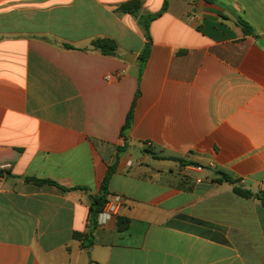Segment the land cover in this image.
I'll use <instances>...</instances> for the list:
<instances>
[{
	"label": "crops",
	"instance_id": "obj_1",
	"mask_svg": "<svg viewBox=\"0 0 264 264\" xmlns=\"http://www.w3.org/2000/svg\"><path fill=\"white\" fill-rule=\"evenodd\" d=\"M126 1L0 0V264H264V0Z\"/></svg>",
	"mask_w": 264,
	"mask_h": 264
},
{
	"label": "trees",
	"instance_id": "obj_2",
	"mask_svg": "<svg viewBox=\"0 0 264 264\" xmlns=\"http://www.w3.org/2000/svg\"><path fill=\"white\" fill-rule=\"evenodd\" d=\"M168 1L169 0H165L162 10L154 14H146V15L141 14L142 6H143L142 0H129L124 3H121L117 8V12L120 14H128V15H132L138 18V22L146 35L148 43L146 44L144 51L140 55V60L142 61V63L145 62L146 59L150 55V43L152 41L151 36H150V25L152 21L160 17L166 11L168 7ZM206 1H213V0H206ZM239 23L242 26L245 33L248 34L252 32V29L247 22L243 20H239ZM92 46L95 49L100 50L105 55H115L118 49L117 43L111 39L96 40L93 42ZM132 115H133V111L131 110V112L129 113L126 119V123L122 129V134H121L122 137H123V132L126 129H128L131 125ZM125 150H126V146L118 148V151L120 152L125 151ZM118 159H119V156L117 157L115 164L109 166L107 174L101 186L100 195L94 197L90 205V214H89V219L91 222L90 232L87 235L82 234V233H77V232L74 233L73 235L74 239L81 241L82 245L85 248H89L94 242L92 232L98 225L99 214L103 211L104 207L106 206L108 202V197L110 195L109 190H108L109 183H110L111 177L114 175V173L117 170ZM222 175H223V178L219 180V182H229V183L235 182V180L229 175H227L226 173H222ZM29 181H33L34 183L38 185H45V184L56 185L54 182H51L48 180L30 179ZM60 189H62L63 191H69L68 189L63 188V187H60ZM236 193L245 198L255 197L259 199L264 205V192L253 194L252 192L247 191V190L236 189ZM128 223H129V220L124 219V218H119V222H118L119 230L124 231L125 229H127Z\"/></svg>",
	"mask_w": 264,
	"mask_h": 264
},
{
	"label": "built area",
	"instance_id": "obj_3",
	"mask_svg": "<svg viewBox=\"0 0 264 264\" xmlns=\"http://www.w3.org/2000/svg\"><path fill=\"white\" fill-rule=\"evenodd\" d=\"M122 203L123 198L120 195L111 196L103 211L99 214L98 225H104L108 220L114 217L118 213Z\"/></svg>",
	"mask_w": 264,
	"mask_h": 264
},
{
	"label": "water",
	"instance_id": "obj_4",
	"mask_svg": "<svg viewBox=\"0 0 264 264\" xmlns=\"http://www.w3.org/2000/svg\"><path fill=\"white\" fill-rule=\"evenodd\" d=\"M130 56L134 57V54H130V55L127 57V60H128V61H131L130 58H129ZM89 199H92V196H90Z\"/></svg>",
	"mask_w": 264,
	"mask_h": 264
}]
</instances>
